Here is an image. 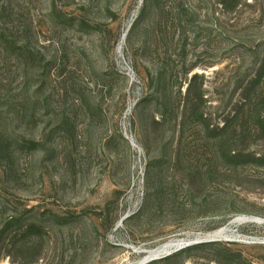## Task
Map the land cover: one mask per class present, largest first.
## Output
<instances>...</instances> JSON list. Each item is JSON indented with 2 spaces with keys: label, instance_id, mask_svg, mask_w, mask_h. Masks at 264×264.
Returning <instances> with one entry per match:
<instances>
[{
  "label": "rangeland",
  "instance_id": "1",
  "mask_svg": "<svg viewBox=\"0 0 264 264\" xmlns=\"http://www.w3.org/2000/svg\"><path fill=\"white\" fill-rule=\"evenodd\" d=\"M226 1L0 0V264H264V0Z\"/></svg>",
  "mask_w": 264,
  "mask_h": 264
},
{
  "label": "bare ground",
  "instance_id": "2",
  "mask_svg": "<svg viewBox=\"0 0 264 264\" xmlns=\"http://www.w3.org/2000/svg\"><path fill=\"white\" fill-rule=\"evenodd\" d=\"M125 36V35H124ZM262 223V222H261ZM223 232H220V234H222ZM183 243H187V242H184V241H180V242H177V243H174V242H171V243H168L166 245H164L163 247H161L160 249L152 252L151 256L145 258V263L149 262L152 258V256H154L153 258H160V257H163V256H166L168 254H171L173 252H176V251H179L183 248H185V246H187V244H185V246L179 248L181 245H183ZM191 243V242H190ZM189 245V244H188ZM148 259V260H146ZM141 263V262H140ZM139 263V264H140ZM143 264V262H142Z\"/></svg>",
  "mask_w": 264,
  "mask_h": 264
},
{
  "label": "trees",
  "instance_id": "3",
  "mask_svg": "<svg viewBox=\"0 0 264 264\" xmlns=\"http://www.w3.org/2000/svg\"><path fill=\"white\" fill-rule=\"evenodd\" d=\"M223 3V2H222ZM226 3V4H225ZM236 4V0H227L226 2H224L222 5L225 6V5H230V4ZM34 144V143H33Z\"/></svg>",
  "mask_w": 264,
  "mask_h": 264
},
{
  "label": "water",
  "instance_id": "4",
  "mask_svg": "<svg viewBox=\"0 0 264 264\" xmlns=\"http://www.w3.org/2000/svg\"><path fill=\"white\" fill-rule=\"evenodd\" d=\"M188 244V243H187ZM183 246H185V244L184 245H182V246H180L179 248H181V247H183ZM152 259H154V258H152Z\"/></svg>",
  "mask_w": 264,
  "mask_h": 264
}]
</instances>
